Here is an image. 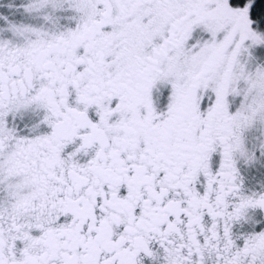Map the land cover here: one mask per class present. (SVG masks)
Listing matches in <instances>:
<instances>
[{
  "label": "snow or ice",
  "instance_id": "obj_1",
  "mask_svg": "<svg viewBox=\"0 0 264 264\" xmlns=\"http://www.w3.org/2000/svg\"><path fill=\"white\" fill-rule=\"evenodd\" d=\"M0 264H264V0H0Z\"/></svg>",
  "mask_w": 264,
  "mask_h": 264
}]
</instances>
